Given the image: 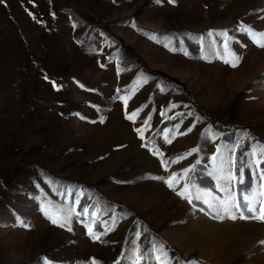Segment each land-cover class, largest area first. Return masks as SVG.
<instances>
[{"label":"rangeland","instance_id":"374dc122","mask_svg":"<svg viewBox=\"0 0 264 264\" xmlns=\"http://www.w3.org/2000/svg\"><path fill=\"white\" fill-rule=\"evenodd\" d=\"M261 33L264 0H0V264H264Z\"/></svg>","mask_w":264,"mask_h":264},{"label":"trees","instance_id":"16d2710c","mask_svg":"<svg viewBox=\"0 0 264 264\" xmlns=\"http://www.w3.org/2000/svg\"><path fill=\"white\" fill-rule=\"evenodd\" d=\"M147 72L148 74L152 75V76H158L168 82H171L173 84H178L180 83V81H178L176 78L174 77H171V76H168L167 74H165L164 72H161V71H157V70H154L152 68H147ZM213 122V126L215 129H218L220 131L222 130H228L229 128L223 126L221 123H219L218 121L216 120H212ZM255 141H259L260 143L264 144V138L262 137H259V136H252L250 138V136H248L246 142H245V145L243 146V148H241L239 154H238V161H237V202H238V206L239 208L241 209L242 211V215L243 216H252L253 214L250 213L247 209V201H246V197L252 195L253 193V187H254V184H253V181H252V173H251V170H250V167L248 165V162H247V159H246V156H244V151L248 148H250V144L255 142ZM262 165H264V162L262 163ZM239 169H242L243 171V178H241L240 176V170ZM263 171V179H264V169L262 170ZM205 187L207 188H213V186H210V185H205ZM147 245V244H146ZM147 246H145L143 248V252L145 251ZM165 248L169 249V245L165 244ZM170 251L173 250L172 248L169 249ZM179 263L182 264V261L185 260L186 262H191V261H194L195 264H211L210 262L204 260V259H201V258H198L196 255H190V256H186L184 258H180L179 257ZM124 262L126 261H123L122 258L120 259V261L118 262H113L111 264H124ZM140 264H146V259L144 258Z\"/></svg>","mask_w":264,"mask_h":264},{"label":"snow or ice","instance_id":"6c2138e0","mask_svg":"<svg viewBox=\"0 0 264 264\" xmlns=\"http://www.w3.org/2000/svg\"><path fill=\"white\" fill-rule=\"evenodd\" d=\"M169 2L171 3H174L175 0H169ZM255 36V34H253ZM255 42L260 46V47H264V33H261L259 34V39H255ZM238 59V58H237ZM228 62V61H226ZM233 67L236 66V64L234 63L232 65ZM132 117H129V119H131ZM174 179V178H173ZM166 183H168L169 187H173V181L172 180H169V181H165ZM178 195H181V196H185V193L184 192H181V193H178ZM185 198H188L187 196H185ZM250 213H253L252 216H241L242 219H259L261 221H264V203L261 204L259 210H257L256 208L254 207H248L247 209ZM233 219H235L236 217L233 216L232 217ZM53 223H57L58 221L56 219H53L52 221ZM61 226H63L61 224ZM98 238V237H96ZM261 243H264V241H261ZM139 260H140V257L137 256V264H139ZM93 264H95V262H93Z\"/></svg>","mask_w":264,"mask_h":264}]
</instances>
